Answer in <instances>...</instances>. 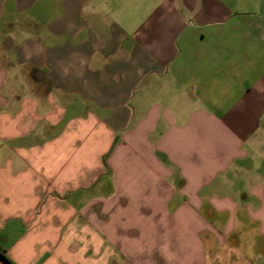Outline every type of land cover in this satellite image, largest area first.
Segmentation results:
<instances>
[{"label":"crops","instance_id":"obj_1","mask_svg":"<svg viewBox=\"0 0 264 264\" xmlns=\"http://www.w3.org/2000/svg\"><path fill=\"white\" fill-rule=\"evenodd\" d=\"M0 245L262 264L264 0H0Z\"/></svg>","mask_w":264,"mask_h":264},{"label":"trees","instance_id":"obj_2","mask_svg":"<svg viewBox=\"0 0 264 264\" xmlns=\"http://www.w3.org/2000/svg\"><path fill=\"white\" fill-rule=\"evenodd\" d=\"M0 259L7 262L8 264H12L9 259L6 256V251L4 248L0 245Z\"/></svg>","mask_w":264,"mask_h":264},{"label":"rangeland","instance_id":"obj_3","mask_svg":"<svg viewBox=\"0 0 264 264\" xmlns=\"http://www.w3.org/2000/svg\"><path fill=\"white\" fill-rule=\"evenodd\" d=\"M253 253V252H252ZM251 255V254H250ZM239 261H237V263H238ZM238 264H241V262L240 263H238ZM261 264V263H260ZM262 264H264V262H262Z\"/></svg>","mask_w":264,"mask_h":264}]
</instances>
